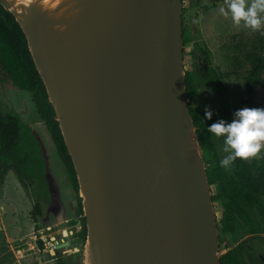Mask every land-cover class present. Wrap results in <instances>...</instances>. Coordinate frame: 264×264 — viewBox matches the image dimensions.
<instances>
[{"label": "water", "instance_id": "95a60500", "mask_svg": "<svg viewBox=\"0 0 264 264\" xmlns=\"http://www.w3.org/2000/svg\"><path fill=\"white\" fill-rule=\"evenodd\" d=\"M0 3L26 37L76 170L82 264H220L182 0Z\"/></svg>", "mask_w": 264, "mask_h": 264}, {"label": "trees", "instance_id": "16d2710c", "mask_svg": "<svg viewBox=\"0 0 264 264\" xmlns=\"http://www.w3.org/2000/svg\"><path fill=\"white\" fill-rule=\"evenodd\" d=\"M201 1L188 0V5L199 7ZM209 8L208 5L203 6L205 11ZM183 29L185 52L191 37L184 21V11ZM193 47L198 52L201 66L200 71L186 70L188 96L198 94V89L203 86L217 95H222L226 91L225 80L238 74L244 79L245 99L242 104L233 106L228 101H222L214 110L211 119H207L202 107L189 108L197 127L210 185L219 189L218 194H213V200L219 202L222 207V216L218 223L219 231L234 234L237 225L241 223L249 232L259 234L264 232V152L261 150L256 156L248 159L237 158L228 167H222L215 135L208 131V126L220 119L230 122L233 113L244 107L264 108V103L256 99L258 89L264 85V35H261L259 30L247 35H233L231 42L226 44L224 61L220 65L214 64L211 49L205 44L194 42ZM0 82L10 83L17 89L30 93L32 104L44 120L75 190L76 215L80 219L81 227L74 235L85 243L86 217L73 161L67 152L55 111L48 102L45 86L33 62L26 37L13 16L2 7L1 3ZM0 168L1 171L6 168L12 170L26 188H30L33 184L32 178H39L42 180L40 192H45L42 148L33 128L14 110L4 114L0 112ZM55 252L58 256V264H67L60 249H56ZM241 254L242 246L231 248L221 256L220 264H242ZM77 264H82V260L79 259Z\"/></svg>", "mask_w": 264, "mask_h": 264}, {"label": "rangeland", "instance_id": "374dc122", "mask_svg": "<svg viewBox=\"0 0 264 264\" xmlns=\"http://www.w3.org/2000/svg\"><path fill=\"white\" fill-rule=\"evenodd\" d=\"M220 1L222 0H202L199 7L189 6L188 0L183 1L184 21L188 27V34L191 37L190 43L185 47L184 52L186 70L194 69L200 71L201 60L198 57V52L194 50V42L200 45L205 44L210 48L214 64L220 65L224 61L226 44L231 42L233 35H247L255 32L243 23L236 25L233 22L228 9L230 0L217 3ZM247 2L251 3V0H247ZM215 3L216 6L214 7ZM205 5L210 6L209 10L205 11L203 9ZM221 9L228 14H223ZM225 86L226 91L222 95H217L204 86L200 87L198 94L188 96L189 107L200 106L204 111L206 108H210L214 112L222 101H228L233 106L242 104L245 99V85L242 75H234L225 80ZM256 99L264 103V85L258 89ZM11 110L16 111L22 120L33 128L37 141L42 148L44 158L43 178L47 182V185L49 184L55 191L53 190L54 198L52 204L45 203L43 200L45 196L39 197V194H43V192H40V182L42 180L32 178L31 182L33 184L30 188H26L20 183L12 170L6 168L1 171L0 168V207L3 206L7 211L6 214L0 216V225L6 224L8 228L4 227L0 229V264H39L41 257L45 261L44 264H58V262H50L52 255L40 252L39 254L37 252L33 253L32 248H30V241H27H32V239H29L30 235L35 238L39 235L34 229L29 231V223L33 219L30 207H35L36 205L32 201L46 204L42 206L38 205V209L42 213L39 217V223L42 225L44 233H46L53 226H57L58 221L66 215L68 205H71L74 213H76V193L47 126L32 104L30 93L21 91L10 83L3 84L0 82V112L4 114ZM215 141L218 156L222 159L225 158L231 149L225 151L227 145L224 142V137L215 136ZM261 150L264 152V148ZM212 192L213 194H218V187L212 186ZM214 205L218 223H220L222 207L219 202H215ZM28 211L30 212L28 213ZM52 215H55L53 221L51 220ZM75 215L72 214L74 217L72 221H69L73 226L56 237L66 235L69 241H71V246L64 255L67 264H77L79 259L82 260L84 243L80 237L74 235V232L80 229L81 222L79 217ZM13 236H18L16 240L19 241L10 242V238ZM220 236L222 239L220 247L221 256L228 250L229 246H234L239 241L247 240L256 244L257 241H264V232L255 235L249 232L248 228L241 223L237 225L236 233L229 234L220 231ZM16 248H25L26 251H23L25 256H21V252L18 254L19 259H17L15 256ZM258 251L263 252L264 246L261 245Z\"/></svg>", "mask_w": 264, "mask_h": 264}, {"label": "clouds", "instance_id": "9594fccd", "mask_svg": "<svg viewBox=\"0 0 264 264\" xmlns=\"http://www.w3.org/2000/svg\"><path fill=\"white\" fill-rule=\"evenodd\" d=\"M228 9L236 25L243 23L253 31L264 35V0H230ZM221 12L227 15L221 9ZM213 112L205 109V116L211 119ZM208 131L216 137H224L229 154L220 161L222 167H228L237 158L248 159L256 156L264 148V108L244 107L233 113L230 122L220 119L208 126Z\"/></svg>", "mask_w": 264, "mask_h": 264}, {"label": "crops", "instance_id": "0c3cea01", "mask_svg": "<svg viewBox=\"0 0 264 264\" xmlns=\"http://www.w3.org/2000/svg\"><path fill=\"white\" fill-rule=\"evenodd\" d=\"M223 1H227V0H222V1H220V2H217V3H221V2H223ZM215 6H216V3H215ZM214 6V7H215ZM40 186H41V182H40ZM45 186H46V190H45V192H43V194H39L38 196L39 197H43V196H45V199H43L44 200V202L45 203H50V204H52V201H53V198H54V189H52V187H50L49 186V184L47 185V182L45 183ZM40 188H42V186L40 187ZM53 188H54V186H53ZM54 190V191H53ZM76 197V196H75ZM42 199V198H41ZM34 202V204H36L35 205V207H30V210L32 211L31 212V215H32V217H33V219H31L32 220V222L31 223H29V226H30V229H29V231L30 230H32V229H34L39 235H40V233L41 232H43L44 233V231H43V227H42V225L39 223V217L42 215V213H41V210L40 209H38L39 207H38V205L39 206H42V205H46V204H41L40 202H37V201H32V203ZM51 207V206H50ZM33 208H36V209H33ZM70 211V212H69ZM30 211H28V213H29ZM73 212V213H72ZM7 213V211H6V209L3 207V206H1L0 207V216H2V214H6ZM72 214H76V213H74V209L71 207V205L69 206L68 205V207H67V211H66V215L62 218V219H60L59 221H58V225L57 226H53L52 227V229H50L48 232H46V233H57L58 235H60L61 233H64V232H66V231H68L72 226H73V224L72 223H70L69 221H72V219H73V217L74 216H72ZM75 216H77V215H75ZM12 218H13V216H12ZM54 218H55V215H52L51 216V220L53 221L54 220ZM77 220V219H76ZM15 223V222H14ZM4 227H6L7 228V226H6V224L4 225V224H2V225H0V229H3ZM8 229V228H7ZM75 233V232H74ZM39 235H38V237H39ZM17 237L18 236H13L12 238H10V242L11 241H19V240H16L17 239ZM37 237V238H38ZM37 238H35L34 236H31L30 235V237H29V239H32V241L31 240H27V241H30V248H32V250H33V253H38L39 254V252H40V250L38 249V247H41L42 246V242L41 241H38V243H37V245H36V239ZM59 238V240L60 241H63L61 244H65V243H67L68 242V244H66V246H64V247H61V248H59L60 249V253L64 256L65 255V252H67V250L69 249V247L71 246V241H69V238L65 235V236H60V237H58ZM64 238H66L68 241L66 242L65 240H63ZM21 239V238H20ZM61 244H59V245H61ZM23 251H26V249L25 248H16V253H15V256L17 257V259H19V255L18 254H20L21 252V256H25L24 254H23ZM19 252V253H18ZM40 253H42V252H40ZM23 254V255H22ZM27 255V254H26ZM58 257V256H57ZM42 258V257H41Z\"/></svg>", "mask_w": 264, "mask_h": 264}, {"label": "flooded vegetation", "instance_id": "af4514ba", "mask_svg": "<svg viewBox=\"0 0 264 264\" xmlns=\"http://www.w3.org/2000/svg\"><path fill=\"white\" fill-rule=\"evenodd\" d=\"M221 244L222 241H220V247ZM261 245L264 246V241H257L256 244V243H252L251 241L243 240L237 242L234 246H229L228 250L231 248H235L237 246H242V254H241V258H243L242 264H264V259H263L264 251L263 252L258 251V248Z\"/></svg>", "mask_w": 264, "mask_h": 264}, {"label": "built area", "instance_id": "2783aa9c", "mask_svg": "<svg viewBox=\"0 0 264 264\" xmlns=\"http://www.w3.org/2000/svg\"><path fill=\"white\" fill-rule=\"evenodd\" d=\"M57 233H43L41 232L39 237L36 239V245L38 241L42 242V246L38 247L40 252L52 255L50 262H58V257L55 254L56 249H58V245L61 244L63 241H60ZM43 257L40 258L39 264H44Z\"/></svg>", "mask_w": 264, "mask_h": 264}]
</instances>
